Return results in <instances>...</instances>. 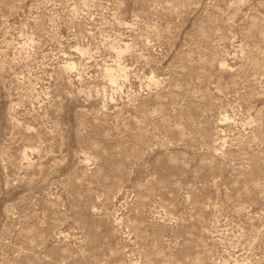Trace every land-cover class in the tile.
<instances>
[{"label":"rangeland","instance_id":"374dc122","mask_svg":"<svg viewBox=\"0 0 264 264\" xmlns=\"http://www.w3.org/2000/svg\"><path fill=\"white\" fill-rule=\"evenodd\" d=\"M0 264H264V0H0Z\"/></svg>","mask_w":264,"mask_h":264}]
</instances>
